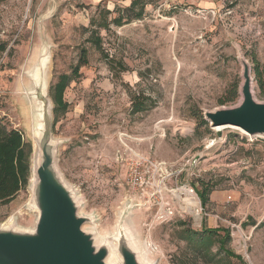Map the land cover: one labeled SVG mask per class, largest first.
I'll list each match as a JSON object with an SVG mask.
<instances>
[{
	"label": "rangeland",
	"instance_id": "1",
	"mask_svg": "<svg viewBox=\"0 0 264 264\" xmlns=\"http://www.w3.org/2000/svg\"><path fill=\"white\" fill-rule=\"evenodd\" d=\"M45 51L47 89L86 53L64 92L66 111L53 116L48 99L49 130L58 175L98 247L112 257L126 241L147 264H241L217 246L203 257L182 239L184 230L221 229L245 264H264V137L205 121L240 103L243 62L264 67V0L0 2V119L30 143V176L40 110L25 95V74ZM251 77L253 99L264 103ZM236 85V101L221 105ZM134 99L144 111L132 112ZM184 184L211 189L206 204L198 216H165L171 190ZM29 197L28 182L0 205V227L35 229Z\"/></svg>",
	"mask_w": 264,
	"mask_h": 264
},
{
	"label": "water",
	"instance_id": "2",
	"mask_svg": "<svg viewBox=\"0 0 264 264\" xmlns=\"http://www.w3.org/2000/svg\"><path fill=\"white\" fill-rule=\"evenodd\" d=\"M46 67L40 60L32 80L34 95L40 103L36 129L42 140L36 141L34 172L40 194L37 223L33 231L0 227V264H111V260L113 264H147L136 257L126 241H121L116 256L109 257L107 249L98 247L91 233L83 230L88 219L79 215L75 196L62 184L56 168L57 143L49 130V88L46 92L44 88ZM242 81L240 103L206 113L205 121L211 128L233 127L251 136L264 137V103L253 99L251 69L244 62Z\"/></svg>",
	"mask_w": 264,
	"mask_h": 264
},
{
	"label": "trees",
	"instance_id": "3",
	"mask_svg": "<svg viewBox=\"0 0 264 264\" xmlns=\"http://www.w3.org/2000/svg\"><path fill=\"white\" fill-rule=\"evenodd\" d=\"M6 0H0L4 2ZM135 3L132 2L127 8L132 10ZM137 19L141 17V12L136 15ZM120 19V18H119ZM98 39L95 38L94 43ZM87 58L85 51L80 54L78 64L73 68L70 74H61L58 76L55 84L49 87L48 96L53 105L52 115L64 113L67 109V104L64 101V92L69 84L79 77L80 67L86 65ZM251 69L254 81L260 91V95L264 97V67H261L258 62L253 60ZM237 85L233 86L231 96L221 100V105L233 104L237 99ZM132 112L140 113L145 110L144 104L139 103L137 99L132 102ZM201 124L207 128V123L201 120ZM32 148L30 143L24 141L23 135L17 129L12 128L7 123L0 119V205L11 202L17 194L28 185L30 179V159ZM211 189L206 188L202 192H198V197L201 205H205ZM247 224H244V227ZM223 234H220V233ZM182 239L195 252L206 257L213 246H217V250L222 252L228 259H236L241 264H245L240 256H237L227 248V244L231 238L228 231L217 229L212 231L192 232L184 230Z\"/></svg>",
	"mask_w": 264,
	"mask_h": 264
},
{
	"label": "built area",
	"instance_id": "4",
	"mask_svg": "<svg viewBox=\"0 0 264 264\" xmlns=\"http://www.w3.org/2000/svg\"><path fill=\"white\" fill-rule=\"evenodd\" d=\"M188 167L192 170H197L198 161L196 159L188 160ZM166 170V168H165ZM195 175V174H194ZM130 177H132V183L135 186L142 183V178L137 173V168L131 170ZM174 199V207H167L165 216H198L199 204H201L198 195L195 193L191 186L186 184L175 186L170 192ZM164 208L162 210L164 211Z\"/></svg>",
	"mask_w": 264,
	"mask_h": 264
},
{
	"label": "bare ground",
	"instance_id": "5",
	"mask_svg": "<svg viewBox=\"0 0 264 264\" xmlns=\"http://www.w3.org/2000/svg\"><path fill=\"white\" fill-rule=\"evenodd\" d=\"M46 52V51H45ZM41 60V62L43 64H48V56L47 54H41L40 55V58L38 59V61L36 62V64L31 67L27 72H26V78L28 80V84L29 86L27 87V89L25 90V95L29 98V100L31 101L32 104L36 105V107L39 108L40 106V103L38 102L37 98L35 97L34 95V92H33V88H32V80L34 79V76H35V69L37 67V64L39 63V61ZM47 69V67H46ZM45 84H44V88H45V92H46V89H47V79H45ZM224 127H218L217 129H223ZM229 128H233V127H229ZM215 129V130H217ZM236 129V128H234ZM40 130V129H39ZM238 130L240 133L239 135L242 136V137H253L251 136L248 132L246 131H243V130H240V129H236ZM37 129L34 133V139L35 141H38V140H41V134L37 133ZM39 134V135H38ZM42 142V140H41ZM36 164H37V161H35L32 165V168H31V176H30V179H29V183H30V197H29V201L31 202L32 204V207L33 209L35 210V214L37 215L38 213V200H39V191H38V186H37V180L35 179V176H34V172H35V167H36ZM162 205V204H161ZM164 205L160 206V209L162 210ZM111 264H113V260H111Z\"/></svg>",
	"mask_w": 264,
	"mask_h": 264
}]
</instances>
